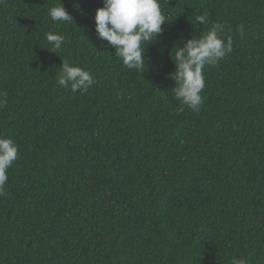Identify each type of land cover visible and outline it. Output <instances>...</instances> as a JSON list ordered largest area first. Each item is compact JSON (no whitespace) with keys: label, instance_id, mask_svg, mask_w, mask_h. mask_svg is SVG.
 <instances>
[{"label":"trees","instance_id":"trees-1","mask_svg":"<svg viewBox=\"0 0 264 264\" xmlns=\"http://www.w3.org/2000/svg\"><path fill=\"white\" fill-rule=\"evenodd\" d=\"M61 3L74 22L51 20L60 0H0V134L18 146L0 264H264V0H160L141 73L97 37L103 0ZM214 25L233 50L203 69L197 112L170 52ZM62 59L87 92L57 83Z\"/></svg>","mask_w":264,"mask_h":264},{"label":"clouds","instance_id":"clouds-1","mask_svg":"<svg viewBox=\"0 0 264 264\" xmlns=\"http://www.w3.org/2000/svg\"><path fill=\"white\" fill-rule=\"evenodd\" d=\"M52 21L74 22L60 0L59 6L49 9ZM95 31L101 42H107L114 54L129 70L140 73L145 69L146 46L155 42L162 33L165 23L160 0H103V5L95 11ZM206 23V17H195V22ZM221 25H214L206 33L183 41L182 46H174L170 52L175 63V71L170 73L175 82L172 94L182 105L199 111L203 102L201 92L205 87L203 69L206 65H216L233 50L231 38L225 40L219 35ZM67 40L66 35L49 32L47 48L58 54ZM57 83L70 87L72 93L87 92L94 83L92 74L80 66H74L62 59ZM7 103V92L0 91V108ZM18 158V146L10 137L0 134V196L4 195L8 181V170ZM231 264H246L243 259H233Z\"/></svg>","mask_w":264,"mask_h":264}]
</instances>
